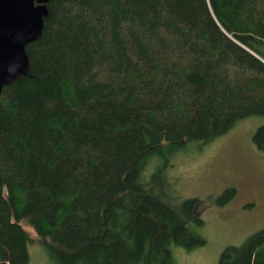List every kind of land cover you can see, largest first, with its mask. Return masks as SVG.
Wrapping results in <instances>:
<instances>
[{
    "label": "trees",
    "instance_id": "obj_1",
    "mask_svg": "<svg viewBox=\"0 0 264 264\" xmlns=\"http://www.w3.org/2000/svg\"><path fill=\"white\" fill-rule=\"evenodd\" d=\"M34 5L0 87V264L28 263L22 220L54 264H171V246L204 243L187 227L198 200L172 208L161 170L144 172L264 115V0ZM252 140L264 151V124ZM217 264H264V227Z\"/></svg>",
    "mask_w": 264,
    "mask_h": 264
},
{
    "label": "rangeland",
    "instance_id": "obj_2",
    "mask_svg": "<svg viewBox=\"0 0 264 264\" xmlns=\"http://www.w3.org/2000/svg\"><path fill=\"white\" fill-rule=\"evenodd\" d=\"M262 124L264 115L247 116L209 143L165 147L149 160L144 176L161 170L154 191L172 208L180 210L184 201L198 200L187 227L204 243L171 246V264H217L226 247L240 245L264 227V151L252 140ZM229 187L235 194L224 201L221 195ZM19 223L32 240L27 264H54L34 229L25 220Z\"/></svg>",
    "mask_w": 264,
    "mask_h": 264
},
{
    "label": "water",
    "instance_id": "obj_3",
    "mask_svg": "<svg viewBox=\"0 0 264 264\" xmlns=\"http://www.w3.org/2000/svg\"><path fill=\"white\" fill-rule=\"evenodd\" d=\"M38 17L34 0H0V87L15 70L14 59Z\"/></svg>",
    "mask_w": 264,
    "mask_h": 264
},
{
    "label": "bare ground",
    "instance_id": "obj_4",
    "mask_svg": "<svg viewBox=\"0 0 264 264\" xmlns=\"http://www.w3.org/2000/svg\"><path fill=\"white\" fill-rule=\"evenodd\" d=\"M83 48V47H82ZM96 48H98V47H96ZM75 51V50H74ZM73 51V52H74ZM83 52H84V50H83ZM62 54H64L65 52H61ZM106 53V52H105ZM95 54V53H94ZM64 89V88H63ZM78 94V93H77ZM79 97V96H78ZM17 152H19V151H17ZM150 155V154H149ZM147 157V156H146ZM9 160H11V158L9 159ZM14 164V163H13ZM161 186V185H160ZM68 256V255H67Z\"/></svg>",
    "mask_w": 264,
    "mask_h": 264
}]
</instances>
